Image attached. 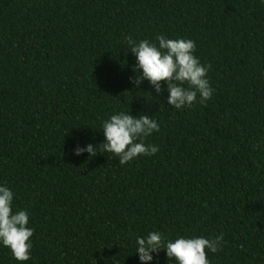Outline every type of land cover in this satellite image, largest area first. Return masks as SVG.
<instances>
[{
    "label": "trees",
    "instance_id": "1",
    "mask_svg": "<svg viewBox=\"0 0 264 264\" xmlns=\"http://www.w3.org/2000/svg\"><path fill=\"white\" fill-rule=\"evenodd\" d=\"M160 34L194 40L212 66L206 104L175 109L134 85L126 37ZM128 109L160 124L154 156L73 154ZM0 182L35 229L31 259L0 246V264H140L135 240L150 231L223 233L210 264H264V4L0 0Z\"/></svg>",
    "mask_w": 264,
    "mask_h": 264
},
{
    "label": "clouds",
    "instance_id": "2",
    "mask_svg": "<svg viewBox=\"0 0 264 264\" xmlns=\"http://www.w3.org/2000/svg\"><path fill=\"white\" fill-rule=\"evenodd\" d=\"M264 4V0H260ZM128 50L135 55L133 65L137 73L133 83L139 86L147 80L155 93L164 91L167 103L175 109L191 107L195 103L206 104L212 98L214 88L208 73L210 64H204L195 55L196 42L189 38H169L160 34L155 41L135 40L126 37ZM131 79V78H130ZM165 82L164 85L161 82ZM104 140L98 145L77 143L73 148L76 156L88 153H111L121 165L139 156H154L159 146L147 143V138L160 131V124L148 114H131L130 110L119 111L101 122ZM15 193L7 182H0V246L10 249L12 256L19 262L31 259L35 229L29 226L30 212L27 209L13 211ZM224 234L214 239L204 236L177 235L166 237L161 231H150L137 236L136 250L140 264H155L156 255L165 251L167 264H210L208 252L221 250ZM156 254V255H154Z\"/></svg>",
    "mask_w": 264,
    "mask_h": 264
}]
</instances>
